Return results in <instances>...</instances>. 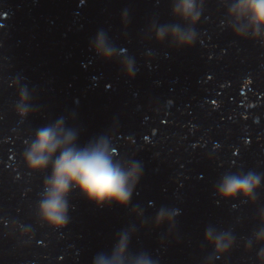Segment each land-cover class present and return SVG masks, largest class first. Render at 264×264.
Masks as SVG:
<instances>
[{"label": "water", "instance_id": "water-1", "mask_svg": "<svg viewBox=\"0 0 264 264\" xmlns=\"http://www.w3.org/2000/svg\"><path fill=\"white\" fill-rule=\"evenodd\" d=\"M229 2L198 0L196 41L177 47L153 30L187 27L175 0H0V264H92L129 227L133 253L264 264L253 236L264 227V36H237ZM101 30L135 60L134 78L90 48ZM60 117L81 147L105 136L115 159L141 163L128 207L73 191L64 228L41 221L50 170H29L24 152ZM249 172L262 177L253 200L216 195L224 175ZM161 207L178 211L171 228L154 225ZM209 227L231 233L227 252L206 242Z\"/></svg>", "mask_w": 264, "mask_h": 264}, {"label": "clouds", "instance_id": "clouds-1", "mask_svg": "<svg viewBox=\"0 0 264 264\" xmlns=\"http://www.w3.org/2000/svg\"><path fill=\"white\" fill-rule=\"evenodd\" d=\"M172 12L187 27L180 24L153 25L155 39L160 42L168 39L177 47L192 46L197 38L195 25L200 20L201 3L198 0H175ZM228 16L237 36L251 35L254 39L264 36V0H230ZM90 48L105 61L119 58L123 74L129 79L135 77V60L117 50L103 30L98 31L90 41ZM29 100L27 89L21 88L17 109L21 118L29 114ZM78 140V131L66 126L65 118L60 117L54 123L37 129L24 152V161L29 170H50L44 181L38 214L42 222L54 229L64 228L69 221L68 197L71 192L79 191L97 206L114 204L128 207L143 173L139 161L115 159V150L107 137L100 136L83 147ZM261 180V176L252 172L226 174L216 185L215 192L224 200L238 196L253 200ZM132 211L138 217L143 215L139 208ZM177 214L176 209L161 207L154 218V225L160 227L167 224L171 228ZM134 231V227H129L117 233L110 251L97 253L92 264H157L148 252L130 251ZM253 236L257 243H264V227ZM205 240L214 248L217 256L227 252L234 243L230 232L218 233L211 227L205 231ZM259 257L264 261V249Z\"/></svg>", "mask_w": 264, "mask_h": 264}]
</instances>
